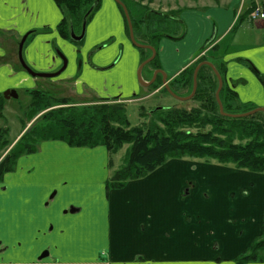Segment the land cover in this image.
Here are the masks:
<instances>
[{
	"label": "crops",
	"instance_id": "obj_1",
	"mask_svg": "<svg viewBox=\"0 0 264 264\" xmlns=\"http://www.w3.org/2000/svg\"><path fill=\"white\" fill-rule=\"evenodd\" d=\"M169 1V11H159L151 5L152 11L169 17L167 35L170 37L164 36L154 44L160 69L144 68L143 81L150 82L155 72L162 71L170 84L199 59L205 58L222 75L223 88L236 93L240 107L264 108V20L250 18L252 9L264 6V0ZM110 2L115 8L112 17L117 27L116 32H111V38L121 45L127 34L125 17L115 0ZM64 16L55 0H42L39 4H32L31 0H3L0 6V97L4 91L19 93L26 86L38 87L41 78L29 76L18 66L20 42L26 34L37 32L41 23L58 28ZM107 26L100 14L93 23L92 34L96 36ZM32 37L24 44L25 63L29 67L36 64L43 72L58 70V63L46 62L49 55L42 47L44 37ZM127 37L131 47L137 48ZM58 39L64 38L58 33ZM114 54L100 56L101 63ZM137 72L126 73L123 79H130L129 86L119 93H109L108 88L102 90L101 79L97 84L69 77L62 81L74 82L81 94L88 90L100 98L129 101L127 96L132 94V89L139 88ZM158 76L163 78L161 74ZM161 89L162 86L154 93L159 94ZM11 99L15 98L5 99V110ZM190 165L185 161H170L149 176L108 193L105 236L93 239L97 227L88 220H80L72 227L63 226L61 234L38 258L39 252L34 255L31 248H22L18 238L31 231L33 216L44 212V206L49 208L56 203L61 189H55L48 198L47 190L35 181L32 171L19 167L16 174H5L3 178L11 183L6 192L0 188V211L4 218L0 264H220L235 260L263 234L264 176L236 168L197 164V174L207 180L202 190L205 187V191L207 188L208 192L216 193L212 200L215 203L210 204L203 201L200 186L193 176L190 177L194 182L192 190L186 194L184 183L189 179H174L188 174L185 170H189ZM201 176L199 180H203ZM254 181L260 183V189L255 187ZM242 189L247 192L243 193ZM71 196L66 190L59 199L70 200ZM71 207L79 209L74 214L83 210L76 206L64 211V206L53 210L56 216L60 213L74 215L66 213ZM49 212H44L45 220L51 217L52 211ZM52 230L53 225L46 233ZM73 232L82 236L77 244L70 240ZM44 254L47 256L40 259ZM247 264H264V261Z\"/></svg>",
	"mask_w": 264,
	"mask_h": 264
},
{
	"label": "trees",
	"instance_id": "obj_2",
	"mask_svg": "<svg viewBox=\"0 0 264 264\" xmlns=\"http://www.w3.org/2000/svg\"><path fill=\"white\" fill-rule=\"evenodd\" d=\"M121 1L129 11L135 38L140 44L153 47L160 38L170 37L159 33L162 31V21H154V16H168L139 6L136 8L140 13H134L132 5L127 0ZM55 2L66 14L58 25V33L62 38L68 39L71 32L75 33L76 29L79 28L82 32L85 16L89 13L87 19L89 21L101 6L102 0H55ZM119 8L125 17L122 7ZM125 23L127 35L130 36L126 17ZM148 52L149 55L144 56L142 62L152 55L151 51ZM204 61L205 58L199 59L169 84L175 95L182 98L191 95L194 88V71ZM147 67L153 71L160 69L157 55L145 68ZM161 86L162 77L158 76L149 89L154 92ZM217 89L218 80L215 73L209 66L204 65L198 73L197 91L192 99L199 107L157 109L152 112L153 118L149 123L135 127L129 121L126 108L119 104L51 110L31 126L11 149L0 173V180L15 169L20 157L34 154L42 143L50 141L61 142L74 148L104 147L111 154L128 146L123 166L106 184L108 192L121 189L130 181L145 178L169 160L184 158L215 160L220 164H232L239 170L264 173V113L259 112L245 118L223 116L215 96ZM161 91L169 94L165 88ZM30 95L32 98L30 119L51 107L71 104L66 98L55 100L53 96L42 91H32ZM220 98L225 113L233 114L234 109L242 110L230 102L237 101L236 93L232 90L226 91L223 88ZM5 102L6 100L0 97L1 112ZM252 110L254 108H244L242 112ZM7 136L8 129H0V158L13 144ZM262 261L264 219L262 236L237 260L238 264Z\"/></svg>",
	"mask_w": 264,
	"mask_h": 264
},
{
	"label": "rangeland",
	"instance_id": "obj_3",
	"mask_svg": "<svg viewBox=\"0 0 264 264\" xmlns=\"http://www.w3.org/2000/svg\"><path fill=\"white\" fill-rule=\"evenodd\" d=\"M127 1L130 5H132L133 11L138 13L140 10H138L136 6L147 7L151 10V5L154 4V8L159 11H169L168 9L171 6L169 0H161V2L157 0ZM105 9L106 11H104ZM114 9L115 8L111 5L110 0H102L101 8L96 11L87 22L86 34L81 41H77L72 34H70V38L68 39H58L57 27H46L48 24L44 23H41V28L37 32L29 36L30 40H32V36L44 37L42 47L45 51H47V55H49L46 62L51 60L58 63L60 66L55 72L62 68L64 58L67 59L68 65L65 72L58 78H41L38 87L29 89V86H26L21 88L19 93H17L18 98L11 99L7 109L5 110L4 107L3 111H0V129H8L7 139L13 143L0 158V171H2L4 162L9 156V152L26 133V131L31 126L36 124L44 114L54 109L64 107L83 108L91 107L93 105L119 104L126 108L129 121L131 122V125L135 127L149 123V121L153 118L152 112L157 109H192L199 107V104L194 102L192 99L180 101L171 94L163 93L161 91L162 89L159 91V94H156L154 93L155 91L152 92L150 89L143 87L138 80L137 83L139 88L136 90L132 89V94L127 96L129 101H122L115 98H100L88 90H84L83 94H81L78 93L74 82L62 81L65 77H69L72 79L80 78L97 84L100 83L98 80L101 79V81L103 80V85L100 87L104 91L107 88L109 93H115L116 91L119 93L123 88H126L125 90H127L130 79L124 80L123 78L126 77V73H129V75L131 73L136 74L138 67L140 66V60L144 56H148L149 52L148 50L142 51L138 48L131 47L127 34L124 35L125 41L121 43V45H118V41L116 39L111 38V32H116L117 29L112 17V10ZM100 14L104 16V23L108 26L107 28L100 30L99 34L95 36L92 34V26L95 19ZM168 19L169 17L154 16V21H162L161 26L163 27L161 29L162 31L159 33L169 34L170 27ZM60 20H62V18ZM81 34L82 32L79 28L75 30V36L79 37ZM30 40L28 41V44L30 43ZM24 51L26 52V50L23 49V59L25 58ZM113 52H115L114 56L112 55L111 58L107 57V61L104 60V62L101 63V58H99L100 56H107ZM19 62V68L22 67L29 76L33 77L29 71L21 65L20 58ZM34 65L35 66L31 65L30 68L35 73H51L40 71V67L36 64ZM89 74H94L95 76L91 77ZM108 79L109 81H107ZM32 91L45 92V94L53 96L55 100L66 98L70 100L71 104L51 107L43 112H40L33 119H30L32 101L30 94ZM5 92L6 91L1 94V97L4 99ZM112 96L114 97V94H112ZM6 102L4 106L6 105ZM230 102L234 104V106L240 107L236 100ZM241 108L242 110L244 109L243 107ZM242 110L234 109L232 111V115L244 114ZM209 129L210 128H208V130ZM127 147L128 146H124L119 152L111 154L104 147L74 148L61 142L50 141L42 143L37 152L34 154L20 158L16 163L15 169L11 173L16 174L19 172V167H24V171H32V174L36 176L35 181L42 184V188L47 190L46 195L48 194V198L51 194H53L55 189L60 188L61 190L58 193L60 196L57 197L58 200H56L55 204L53 203L49 206V208L44 206V212L47 210H50V212L52 211L51 217L49 218L50 220H45L43 218L44 212L42 211L37 216H33V228H31V231L27 234H23L22 237L18 238V244L22 243V248H31L34 251V255L39 252L36 256V258H38L39 255H41L49 246H51V244H53L56 236H59V233L61 234L64 230L63 226L72 227L80 220H88L92 226L95 225V227H97L98 232L94 234L93 239H96V237L99 236H105V231L107 232L108 229L107 219L104 216L109 201V199L107 201V194L113 191L111 190L110 192H107L106 184L110 181L113 174L123 166ZM170 161H185L192 164V166H189V170H185L189 171L188 174H185L184 177L178 176V178L174 179H180L181 181L189 179L184 183L186 184L184 190V193L186 194L192 190L191 187L194 182L190 179V177L193 176L194 180H196L200 186L199 191L201 197L204 198L203 201L205 203L210 202V204L215 203V201L212 200L215 198L216 193L208 192L207 188L206 191L204 190L207 186V180H205L206 178L204 179V176L197 174V164H210L225 168H235L232 164H220L215 160L184 158L169 160L168 162ZM254 174L256 176H264V173H253V175ZM200 176L203 177V180L198 179ZM130 182H128L127 185ZM10 183L11 182L7 178H2L0 180V188L2 192H6L10 189ZM252 183H254L257 189L261 188L259 182L254 181ZM204 185L205 187L202 190L201 187ZM66 190L72 193L70 199L72 200L71 203H69L70 200L59 199ZM241 191L243 193L247 192L245 189H242ZM111 200L112 198H110V202ZM63 206L65 207L62 209L63 211L68 209L70 206H76L78 208H82L83 210L81 213L74 215L60 213L59 216H56L53 209ZM50 212L48 214H50ZM47 225H49L48 228ZM51 225H53L52 232L50 231L46 233L50 229ZM80 238H82V236L75 235L74 232L70 234V240L75 244L79 243L78 239ZM99 249L102 250L103 247L100 246ZM238 258L233 261H221L220 264H238Z\"/></svg>",
	"mask_w": 264,
	"mask_h": 264
},
{
	"label": "water",
	"instance_id": "obj_4",
	"mask_svg": "<svg viewBox=\"0 0 264 264\" xmlns=\"http://www.w3.org/2000/svg\"><path fill=\"white\" fill-rule=\"evenodd\" d=\"M115 2L122 7L123 11H124V14L126 16V20L128 22V26H129V31H130V40L132 42V44L139 48V49H148V50H151L152 51V56L147 59L146 61H144L139 69H138V79L140 81V83L144 86V87H149L151 84H153L156 80V77L158 74H161L163 75V79H162V82H163V86L168 90V92L175 98H177L178 100H181V101H187L189 99H192L194 97V95L196 94V91H197V86H198V73L201 69V67H203L204 65H207L209 66L215 73L217 79H218V89L216 91V100H217V103H218V106H219V110H220V113L223 115V116H226V117H231V118H245V117H250L252 115H255L259 112H262L264 113V108H257L255 110H252L250 112H247V113H244V114H240V115H232V114H227L225 113L224 111V106L222 104V101H221V98H220V93H221V90L223 88V80H222V77L221 75L219 74V72L217 71V69L213 66V64L209 63V62H202L200 63L195 71H194V76H193V81H194V88H193V92L192 94L189 96V97H186V98H182V97H179L177 95H175L173 93V91L171 90L168 82H167V77L166 75L162 72V71H158V72H155L154 75H153V78L150 82L146 83L143 81L142 79V71L144 69L145 66H147L148 64H150L154 58L156 57V50L155 48L151 47V46H148V45H142V44H139L136 39H135V35H134V29H133V24H132V20H131V17H130V14H129V11L126 7V5L121 1V0H115ZM88 15L89 13L85 16L84 18V21H83V26H82V34L77 37L75 36L73 33V37L77 40V41H81L84 37H85V34H86V30H87V19H88ZM29 34H26L21 42H20V45H19V58H20V61L22 63V65L24 66V68H26L29 73L33 76V77H38V78H48V79H54V78H57L59 76H61L65 70L67 69V59L64 58V65L63 67L61 68V70H59L58 72L56 73H48V74H41V73H35L24 61L23 59V47H24V44L28 38ZM5 98L6 99H10V98H15L17 99L18 98V94L16 91H13V90H8L5 92ZM76 213V212H79V209L77 208H73L71 207L66 213ZM47 256V254H44V256H41L40 259H44L45 257Z\"/></svg>",
	"mask_w": 264,
	"mask_h": 264
},
{
	"label": "built area",
	"instance_id": "obj_5",
	"mask_svg": "<svg viewBox=\"0 0 264 264\" xmlns=\"http://www.w3.org/2000/svg\"><path fill=\"white\" fill-rule=\"evenodd\" d=\"M250 18L253 21L264 20V7L257 5L250 13Z\"/></svg>",
	"mask_w": 264,
	"mask_h": 264
},
{
	"label": "snow or ice",
	"instance_id": "obj_6",
	"mask_svg": "<svg viewBox=\"0 0 264 264\" xmlns=\"http://www.w3.org/2000/svg\"><path fill=\"white\" fill-rule=\"evenodd\" d=\"M17 2H19V0H17ZM41 2H42V0H31L32 4H39ZM2 4H3V0H0V6H2ZM3 221H4L3 213H2V211H0V233H2V231H3ZM2 239H3V236L0 235V240H2Z\"/></svg>",
	"mask_w": 264,
	"mask_h": 264
},
{
	"label": "flooded vegetation",
	"instance_id": "obj_7",
	"mask_svg": "<svg viewBox=\"0 0 264 264\" xmlns=\"http://www.w3.org/2000/svg\"><path fill=\"white\" fill-rule=\"evenodd\" d=\"M63 67V66H62Z\"/></svg>",
	"mask_w": 264,
	"mask_h": 264
}]
</instances>
